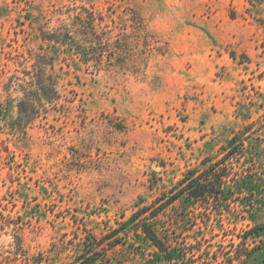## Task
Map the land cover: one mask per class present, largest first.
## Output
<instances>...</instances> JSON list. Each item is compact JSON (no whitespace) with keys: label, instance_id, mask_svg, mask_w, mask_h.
I'll list each match as a JSON object with an SVG mask.
<instances>
[{"label":"rangeland","instance_id":"rangeland-1","mask_svg":"<svg viewBox=\"0 0 264 264\" xmlns=\"http://www.w3.org/2000/svg\"><path fill=\"white\" fill-rule=\"evenodd\" d=\"M235 135L252 193L169 205L182 257L120 228ZM0 223L5 264H264V0H0Z\"/></svg>","mask_w":264,"mask_h":264},{"label":"trees","instance_id":"trees-1","mask_svg":"<svg viewBox=\"0 0 264 264\" xmlns=\"http://www.w3.org/2000/svg\"><path fill=\"white\" fill-rule=\"evenodd\" d=\"M62 42L68 44L75 54L81 56L83 61L87 62V60H89L88 56H91L89 55L91 46L89 48L83 47L76 41L69 29H66ZM49 81V86L53 89L55 81L51 79V76L49 77ZM33 103V98L25 99L21 102V107L33 105ZM25 117L27 120H31L32 118L30 114H26ZM238 138L239 136L235 135L230 139L228 144L223 147L225 153H223V156L219 159L206 158L202 160L201 166L188 169L180 181L174 184L169 192H164L162 196L158 198L161 200L159 204H152L150 206L145 205L143 207L137 204V211L131 218L125 221L120 228L125 229L129 226L134 229L140 228L145 236L168 260L182 257L188 248H185L186 250L184 251L183 248L174 245L172 241L168 239L165 240L160 235L158 230V225L161 221L160 214L163 213L169 205L180 202L183 210L177 213L178 218L175 216L173 219L177 221L175 226H180V223H178L179 220L186 218L191 221V213L201 207L207 212L220 214L222 207L226 206L225 203L229 200L231 192H233V187L230 183L238 188L237 191L239 193L242 189H248L252 193V180L255 174L251 173L252 171H250L248 167L247 169L240 168L234 171V166L232 164V161L235 159L238 163L240 162V159L236 158L237 154H246L247 151V149H244V143L238 141ZM249 199L250 197L247 198V200ZM150 209L151 211L147 213ZM203 212L205 213V211ZM260 228L261 227H254L248 231L247 234ZM245 237H247V235H245ZM119 240L120 239H117L116 242H120ZM92 245L91 242L87 243L82 253L76 258V264L97 263V256L99 253L95 251ZM5 260L6 256L0 253V264H5ZM39 262H42V259Z\"/></svg>","mask_w":264,"mask_h":264}]
</instances>
